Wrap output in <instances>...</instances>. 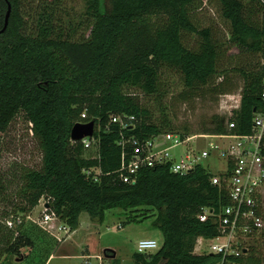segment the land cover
Listing matches in <instances>:
<instances>
[{
  "label": "trees",
  "instance_id": "obj_1",
  "mask_svg": "<svg viewBox=\"0 0 264 264\" xmlns=\"http://www.w3.org/2000/svg\"><path fill=\"white\" fill-rule=\"evenodd\" d=\"M24 1L0 0V29L11 5L7 27L0 33V130L23 114L38 141L41 162L37 168H22L18 199L8 200L11 212L3 211L1 218L27 215L43 197L71 231L82 212L102 223L108 211L120 209L126 216L124 227L142 222L154 210L151 225L161 231L162 245L152 253L135 252V264L218 262L220 255L194 252L199 237L217 234L212 223L199 220L201 209L228 204L225 190L212 185L209 173L197 167L179 175L157 166L141 170L136 183L128 184L118 171L120 130L138 137L178 132L168 120H153L132 91L157 92L161 68L177 70L187 89L232 93L226 72L220 71L221 45L210 28L199 29L192 21L196 0H86L89 34L79 42L69 39L73 25L63 27L56 15L59 0H44L29 12ZM217 1L228 25V44L239 52L230 67L243 83L239 109L229 119L235 122L231 130L248 133L255 113L264 108V0ZM184 32L202 36L197 51L183 43ZM216 77H221L217 84ZM83 113L85 122H95L96 156H82L81 141L69 147L71 129ZM131 115L132 129H121L111 120ZM200 132L224 134L226 121L214 114L211 126L204 125ZM181 134H190V129ZM90 168L100 170L97 180L84 172ZM43 243L39 248L25 218L15 229L0 224V258L26 260L22 248L30 247L35 253L28 264H46L59 242ZM110 252L105 250V255ZM230 258L235 264H264L253 247Z\"/></svg>",
  "mask_w": 264,
  "mask_h": 264
},
{
  "label": "rangeland",
  "instance_id": "obj_2",
  "mask_svg": "<svg viewBox=\"0 0 264 264\" xmlns=\"http://www.w3.org/2000/svg\"><path fill=\"white\" fill-rule=\"evenodd\" d=\"M44 0H25V10L37 9ZM249 2V0H243ZM56 15L60 16L63 27L73 25L74 31L71 38L73 42L87 39L89 34V19L86 12V0H59L55 7ZM192 21L199 28H210L212 37L221 45L220 71L224 70L227 76V84L233 90L232 93L238 95L241 90L242 80L239 75L233 71L232 64L236 63V57L239 58V52L228 44V25L221 17L220 5L217 0H196L193 5ZM33 17V14L32 16ZM72 27V28H73ZM183 43L190 49L197 51L203 41L202 36L194 32H184L182 35ZM264 62V60H262ZM221 81V77H216L215 84ZM191 90L187 89L181 79V74L175 69L161 68L159 71L157 92L146 94L141 90L135 89L136 98L140 104L149 110L151 118L162 123L168 120L175 131L183 133L185 128L190 129V134L199 133L204 126H211L212 116L218 114L222 119L224 113L220 106L221 95L212 93L207 88ZM241 96V95H240ZM237 96L235 99L236 100ZM228 102V103H227ZM227 107L235 104L232 99H227ZM224 104V106H225ZM226 109V106H225ZM86 112V110H84ZM87 114V112H86ZM223 114V115H221ZM87 116H89L87 114ZM226 116V115H225ZM80 122H85L82 116ZM226 121V119H225ZM31 125L25 120L23 114L17 115L6 128L0 130V224L5 225L1 218L3 211H10L8 200L18 199L15 196L16 185L22 168L39 167L41 162V151L38 141L30 130ZM170 131V130H163ZM90 147L84 146L82 156L92 157L98 154L97 140L90 138ZM209 139H200V146H208ZM217 142V141H215ZM73 141L69 147L73 148ZM210 168L219 172L226 171L225 158L215 157L211 161H206ZM48 203V199L43 197L38 205L30 213L34 219L41 215L43 204ZM148 216L140 223H131L121 227L126 220L125 213L120 209L110 210L106 213L105 220L102 223L92 220L87 212H82L79 216V225L74 234L65 223L57 217L49 221L43 228L39 224L25 219L26 227L33 231L34 239L39 248L43 246V241L56 240L58 246L53 252V256L46 264H135L133 254L137 252V245L141 239H154L161 247L163 236L160 230L151 225L152 217L155 211L148 212ZM56 224V227L50 230V226ZM69 233V234H68ZM69 237V239H67ZM66 239V240H65ZM65 240V241H64ZM64 241V242H62ZM209 242L196 243L195 253L201 254L203 249L207 248ZM249 248H255L262 258H264V235L258 238H252L248 241ZM88 250L90 256L82 257L85 250ZM104 250H112L117 253L116 259L104 258ZM114 252L109 254L112 256ZM22 253L27 255V259H21L20 256H7L0 258V264H28V258L33 257L35 250L30 247L22 248ZM102 256L100 262L95 256ZM115 254V253H114ZM4 259V260H3ZM4 264V263H3Z\"/></svg>",
  "mask_w": 264,
  "mask_h": 264
},
{
  "label": "built area",
  "instance_id": "obj_3",
  "mask_svg": "<svg viewBox=\"0 0 264 264\" xmlns=\"http://www.w3.org/2000/svg\"><path fill=\"white\" fill-rule=\"evenodd\" d=\"M240 95V93L221 95L223 103L220 102V106L224 109V115H221L226 119L227 125V132L224 134L199 132L183 135L180 132L169 131L138 137L126 135L122 130L119 133L118 144L122 151L118 171L123 182L134 184L141 170L157 166H168L172 173L179 175L189 174L197 167H202L211 175L212 185L225 190L228 204L204 207L198 214L201 222L212 223L217 229L216 235L210 238L199 237L197 240L199 244L209 242L201 254L220 255V260L213 264H235L230 257L245 254L249 249L248 241L264 234V108L255 113L248 133L232 132L235 122L229 119L233 117L235 110L239 109ZM236 96L237 99L233 100ZM227 99H232L235 104L227 107L225 104ZM81 116L85 120L86 114L83 113ZM111 120L119 122L121 129L133 128L132 115L125 119L116 116ZM90 138H93V135L79 141L88 148L91 144ZM200 139H209L208 146H200L198 143ZM217 156L225 158L226 171H215L205 163ZM84 172L87 175L93 173V179L97 180L100 170L90 168ZM41 214L42 218L39 215L34 219L30 213L27 215L20 213L16 217L5 219L3 223L7 228L15 229V226L25 218L46 229L45 224L58 217L50 209L49 203L46 206L43 204ZM50 227L52 231L56 224ZM159 248L156 240L141 239L137 245V252L152 253ZM98 258L101 259V256Z\"/></svg>",
  "mask_w": 264,
  "mask_h": 264
},
{
  "label": "water",
  "instance_id": "obj_4",
  "mask_svg": "<svg viewBox=\"0 0 264 264\" xmlns=\"http://www.w3.org/2000/svg\"><path fill=\"white\" fill-rule=\"evenodd\" d=\"M11 11V5L8 3V9L6 12L5 16V22L3 28L0 29V33L4 32L7 24H8V19ZM95 130V122L94 121H89V122H77L76 124L73 125L71 129V140L72 141H79L83 138L86 137H91L94 134ZM115 254L113 253L112 257H114Z\"/></svg>",
  "mask_w": 264,
  "mask_h": 264
},
{
  "label": "crops",
  "instance_id": "obj_5",
  "mask_svg": "<svg viewBox=\"0 0 264 264\" xmlns=\"http://www.w3.org/2000/svg\"><path fill=\"white\" fill-rule=\"evenodd\" d=\"M76 231V229L75 230H73L72 232H71V234H74V232ZM71 234H69L68 236L70 237L71 236ZM69 237L67 238V239H69ZM72 237V236H71ZM66 240V239H65ZM64 240V241H65ZM64 241H62V242H64ZM114 252V251H113ZM115 253V256L114 257H112V256H106L105 255V250H104V258H106V259H111V260H113V259H116V256H117V253L116 252H114ZM54 254H52L51 255V257L53 256ZM91 254L90 253H88V250L86 249L85 250V254L84 255H82V257H87V256H90ZM98 256H100L99 254L98 255H96L95 257L100 261V262H102V259H104V258H102V256H101V259H99L98 258ZM50 257V258H51ZM47 263V262H46Z\"/></svg>",
  "mask_w": 264,
  "mask_h": 264
}]
</instances>
